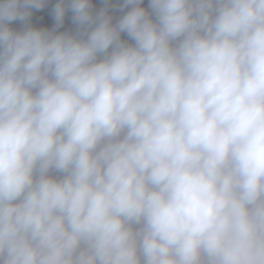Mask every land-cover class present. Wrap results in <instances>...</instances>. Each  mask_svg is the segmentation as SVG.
Here are the masks:
<instances>
[{
  "label": "clouds",
  "instance_id": "1",
  "mask_svg": "<svg viewBox=\"0 0 264 264\" xmlns=\"http://www.w3.org/2000/svg\"><path fill=\"white\" fill-rule=\"evenodd\" d=\"M49 4L0 0V264H264V0Z\"/></svg>",
  "mask_w": 264,
  "mask_h": 264
},
{
  "label": "rangeland",
  "instance_id": "2",
  "mask_svg": "<svg viewBox=\"0 0 264 264\" xmlns=\"http://www.w3.org/2000/svg\"><path fill=\"white\" fill-rule=\"evenodd\" d=\"M55 0H50V4L40 12H35L33 14V24L34 25H44L51 27L52 24L54 23L52 17H51V7L54 5ZM94 3H98V0H94ZM145 3H147V0H145ZM66 23H68L66 21ZM63 30V29H62Z\"/></svg>",
  "mask_w": 264,
  "mask_h": 264
},
{
  "label": "crops",
  "instance_id": "3",
  "mask_svg": "<svg viewBox=\"0 0 264 264\" xmlns=\"http://www.w3.org/2000/svg\"><path fill=\"white\" fill-rule=\"evenodd\" d=\"M13 26H15V27H19L20 25H19V22H13Z\"/></svg>",
  "mask_w": 264,
  "mask_h": 264
}]
</instances>
